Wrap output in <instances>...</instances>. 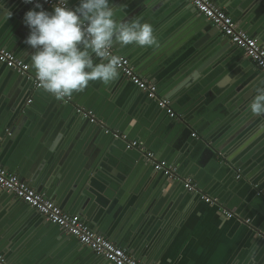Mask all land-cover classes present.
<instances>
[{
    "label": "crops",
    "instance_id": "1",
    "mask_svg": "<svg viewBox=\"0 0 264 264\" xmlns=\"http://www.w3.org/2000/svg\"><path fill=\"white\" fill-rule=\"evenodd\" d=\"M37 2L42 4L41 0L32 4L5 0L12 16L2 18L0 12V31L9 29V35L16 39L15 49L8 51L27 63L32 72L30 55L34 50L24 42L29 29L23 16ZM111 3L115 12L123 13L121 7H131L129 17L124 15L122 20L140 17L153 26L155 46H118L138 74L148 67L150 72L168 70L166 76L176 86V82L201 70L191 85L170 101V107L177 109H173L176 118L172 121L121 73L108 85L89 82L83 91L72 94L70 103L94 111L99 124L103 120L109 126L115 124L117 130L123 127V135L136 140L158 159L163 158L176 170V176L166 178L163 173L158 174L141 160L137 149L124 150L122 139L113 134L122 135L116 130L111 131L115 138L106 142L100 134L93 137L94 128L71 106L65 107L63 102L60 105L42 88L34 90L30 82L1 64L0 135L12 132L17 135L13 138L15 143L12 141L0 153V165L19 176L17 163L27 162L36 153L39 160L36 169H40L43 161L49 162L40 179L45 181L46 191L40 193L64 212L78 211L75 214L96 233L144 264H264V242L257 241L260 237L256 232L258 225L264 228V200H259L264 194L256 198L243 183L231 184V171L225 168L224 159L210 157L209 151L215 148L198 134L199 129H194L208 121L206 137L213 139L212 144L222 149L229 160L250 169L248 177L257 180L264 193V137L260 138L264 136V115H254L247 107L252 89L264 87V78L243 65L247 59L242 53L234 56L229 62L231 66L223 65L222 60L229 55L222 54L201 67L214 53L213 40L223 36L194 12L189 2L111 0ZM76 4L78 0H69L70 7ZM225 6L222 9L236 20L241 30L246 28L243 31L264 43L263 0H226ZM211 31L215 36L204 40ZM219 60L222 63H217ZM18 110L21 129L15 128L13 121ZM259 118L262 120L259 125L252 127ZM239 128L242 132L237 135L245 136L235 143L230 138ZM188 129L196 134L194 139ZM41 141L54 143V160H45L47 150L39 147ZM97 149L100 151L95 156ZM206 149L209 151L204 153ZM183 154L187 165L183 173H178ZM91 158L93 163L88 172L85 164ZM260 158L261 161H255ZM185 177L192 179L201 196L216 199L217 204L187 194ZM64 182L67 185L59 190ZM230 192L233 194L225 199ZM258 200L262 206L252 207ZM19 201L0 189V255L10 264H110ZM224 211L234 213L235 217L228 218Z\"/></svg>",
    "mask_w": 264,
    "mask_h": 264
},
{
    "label": "clouds",
    "instance_id": "2",
    "mask_svg": "<svg viewBox=\"0 0 264 264\" xmlns=\"http://www.w3.org/2000/svg\"><path fill=\"white\" fill-rule=\"evenodd\" d=\"M32 4L34 0H23ZM39 9V10H37ZM3 17L12 12L0 0ZM111 0H56L52 11L41 3L24 13L23 23L29 29L25 44L34 50L31 67L38 86L57 99L81 92L89 82L108 85L119 75L122 58L112 54L116 46L136 45L149 48L157 44L153 26L142 18L118 20ZM247 105L250 113L264 115V87L252 89Z\"/></svg>",
    "mask_w": 264,
    "mask_h": 264
},
{
    "label": "built area",
    "instance_id": "3",
    "mask_svg": "<svg viewBox=\"0 0 264 264\" xmlns=\"http://www.w3.org/2000/svg\"><path fill=\"white\" fill-rule=\"evenodd\" d=\"M187 1L201 16L216 27L224 38L240 49L244 56L248 58L257 69L264 73V46L259 43L257 39L241 30L234 22L233 18L213 0ZM41 2L46 7L53 8L56 0H41ZM112 54L117 55L114 49H112ZM120 57L122 58V63L119 72L127 77L138 90L146 93L148 100L157 102L160 108H166L170 118H176V114L170 107L169 102L158 97L156 86L145 78H141L135 72L128 58ZM0 64L4 65L7 69L17 72L23 77H27L32 82V88L34 90L41 89L35 79V73H30V66L16 57L13 53L8 50L0 49ZM61 100L63 103H70L71 98L67 97ZM30 102L31 100L28 101V103ZM76 113L85 119H89L92 124H99L92 111L76 108ZM113 134L117 137L119 136L117 132ZM119 137L123 141H126L128 148L137 149L142 153L146 161L153 165L154 171L163 173L166 177L176 176V170L172 166L166 161L158 159L154 153L145 150L136 140H127V136L123 134ZM192 137H196V134L192 133ZM235 178H240L239 173L236 174ZM183 184L184 188L190 193L200 195V191L192 179L186 178L183 180ZM0 189L6 193L13 194L15 198L43 216L47 222L56 225L67 235L75 238L79 244L89 248L94 254L103 257L110 264H144L104 236L96 233L80 216L64 212L53 201L46 198L42 193H39L36 189L23 181L18 175L9 172L1 165ZM201 199L209 204H217V200L209 196L202 195ZM224 213L228 218L235 217L234 213L228 211H224ZM246 223H249V220H246ZM0 264L10 263L4 256L0 255Z\"/></svg>",
    "mask_w": 264,
    "mask_h": 264
},
{
    "label": "water",
    "instance_id": "4",
    "mask_svg": "<svg viewBox=\"0 0 264 264\" xmlns=\"http://www.w3.org/2000/svg\"><path fill=\"white\" fill-rule=\"evenodd\" d=\"M5 1V0H4ZM182 1H184L185 3H187L188 4V1L187 0H182ZM264 1V0H263ZM215 2H217L220 6H221V8H226V6H225V3H226V0H215ZM42 5L44 6V7H46L43 3H42ZM124 5V4H123ZM191 5V4H190ZM47 9L46 10H48L49 12H51L52 11V8H48V7H46ZM117 9V8H116ZM120 9H122V12L123 13H120L119 11H117L116 12V19H118V20H122V18L124 17V15H126V16H128L129 17V15H130V11H131V7L130 6H128V7H121ZM192 9L194 10V12H197L196 11V9L192 6ZM262 10H264V9H262ZM115 11V10H114ZM236 17V16H235ZM202 21H204V23L206 24V21L204 20V19H201ZM235 22H236V20H234ZM213 26V25H212ZM3 28V27H2ZM216 28V27H215ZM246 28H243V30H245ZM1 30V29H0ZM216 30H218L217 28H216ZM215 31V30H214ZM214 31H211L208 35H206V37L204 38V40H208V39H210V38H212V36H213V34H214V36H215V33H214ZM11 34V33H10ZM14 34V33H13ZM17 36H18V34H17ZM252 36V35H251ZM253 37V36H252ZM20 42V41H19ZM18 42V43H19ZM259 43H261L263 46H264V43H262V42H260L259 41ZM16 45V39H14L13 37H11L10 35H9V29L7 30V29H5V30H3V31H0V49H4V50H11V51H13L15 48H14V45ZM212 48L214 49V53L211 55V57H208L206 60H204L203 61V64H202V62H201V64H202V68H204V67H206V66H208L214 59H216V58H218L220 55H222V54H225V55H229L227 58H225V59H223L222 61H223V65L225 66V65H227V66H231V65H229V62L230 61H232V59L234 58V56H236V55H238V53H242L243 54V52L240 50V49H238L236 46H234V45H231V43H229V41L227 40V39H225V38H223V37H217L216 39H214L213 40V42H212ZM114 50H115V52H116V54L117 55H119V56H122V57H125L123 54H122V52H120V50H119V47L118 46H116L115 48H113ZM228 50H233V52L232 51H228ZM244 55V54H243ZM247 60L245 61V64H243V65H246V66H250V68H252V71H254V72H256V74H259V75H261V77H263L264 78V73L262 72L261 73V71L259 70V69H257L253 64H251V61L248 59V58H246ZM218 62H221L220 60L219 61H217V63ZM222 63V62H221ZM2 65V64H1ZM4 66V65H3ZM5 67V66H4ZM150 67H148V69L146 70H143L141 73L139 72V74H138V71L136 70V68H135V72L141 77V78H145L146 80H148V81H150V82H152L155 86H156V89H157V95H158V97L159 98H161V99H163V100H165V101H168L169 102V104H170V101H172V100H174V98L176 97V96H178V94H179V91H183V89L186 87V86H188L189 84L191 85V82H192V80H194V79H196L197 78V76H198V73H199V71L201 70V68L200 69H198V72L197 73H194L192 76H190V77H188L186 80H182L181 82H176L175 83V85L176 86H173V84L174 83H170L169 82V79H168V76H166L168 73H170V71H168V70H164V71H161L160 73H157V72H155V71H153V72H150ZM12 73L15 75V76H17L18 78H23L25 81H28V82H30L31 84H32V82L27 78V77H22L20 74H18L17 72H14V71H12ZM30 73H32V71L30 72ZM171 74H173V73H171ZM127 78V77H126ZM128 79V78H127ZM128 81L130 82V84L131 85H133L132 84V82L128 79ZM134 86V85H133ZM135 87V86H134ZM38 90H42V89H38ZM37 90V91H38ZM141 94H143L142 96H144V98L147 100V94L146 93H141ZM51 95V94H50ZM52 96V95H51ZM55 100H57V102L61 105V103H62V100L61 99H57V98H55L54 96H52ZM151 103H152V106H154L157 110H160L161 112H162V114H166L168 117H169V115L167 114V110H166V108H160L159 106H158V104H157V102H155V101H151ZM64 104V106L65 107H68V106H71L72 107V109L74 110V112L76 113V107H77V104L75 103H63ZM170 106H171V104H170ZM69 108V107H68ZM173 109L174 110H177L175 107H173ZM20 111L18 110V112L16 113V115L14 116V119H13V121H14V123H15V128H17L18 126H19V129H21V127H20V125H21V119L22 118H20V113H19ZM93 113H94V111H93ZM180 113V112H179ZM78 115V114H77ZM78 116H80L81 117V115H78ZM97 116V115H96ZM215 116L217 117V114H215ZM98 117V116H97ZM81 118H83V117H81ZM99 118V117H98ZM170 118V117H169ZM168 119V118H167ZM170 121H172L173 119L172 118H170L169 119ZM168 120V121H169ZM209 120H211V119H209ZM255 122H253V125H251L252 127L253 126H255V127H257L258 125H259V122L260 121H262V120H260V118L259 119H256V120H254ZM86 122L87 123H89L90 125H91V127H93L94 128V130H95V133L93 134V137H98V135L100 134L101 136H102V139L106 142V141H108V139H111V138H115V136L112 134V132L111 131H113V130H116V131H118L120 134H122V132L124 131L123 130V127L122 128H120L119 130H117V129H115L114 127H115V124L114 125H107L106 124V122L105 121H103L102 120V125L101 124H92V123H90V120L89 119H86ZM128 122V121H127ZM202 123H204V122H202ZM201 123V125L199 126V125H197L196 126V128H194V126H192V128H194V129H199L200 130V132H198V134L200 135V136H202L205 140H206V143L208 142V143H210L215 149H214V151L212 152L211 150L209 151V150H205L204 151V153H206V152H210V157H215V156H218V157H222L224 160H223V164L225 165V168L226 169H229L230 171H231V179H230V182H231V184H235V186H238V184H244L245 186H246V188L247 189H249V190H251L252 192H251V194L250 195H255L256 196V198H259V197H261L264 193H263V190H262V187L260 186V184H258V182H257V180H254L253 178L252 179H250V177H248L249 175H248V173H250V169H245V167L243 166H240L239 164H236L237 162H234V161H231V160H229L228 159V157L226 156V153L222 150V149H219V148H217L215 145H213L212 143H214V140L213 139H211V138H207L206 136H207V131L205 130V128L210 124L208 121H205V123L204 124H202ZM245 126H247V125H245ZM251 127V128H252ZM254 127V128H255ZM242 128H239L236 132V134H232V136H231V138H230V140H234V142L236 143L237 141H239L240 140V138L242 137H244L245 136V134H241V135H237V134H239L240 133V131L242 132V130H241ZM247 129V128H246ZM18 131V130H17ZM187 132L188 133H190L191 134V136H192V132H191V130H187ZM239 132V133H238ZM2 133V132H1ZM0 133V134H1ZM13 133V132H12ZM12 133H10V134H8V135H5V133H3L2 135H0V137H1V140H0V153L2 152V150H6V148H7V145L8 146H11L12 145V141H14V143H15V140L13 139V138H15L16 137V135H17V132L16 133H14V134H12ZM236 136H239V139H236ZM264 136H260V138H263ZM118 138H119V136H118ZM195 137H193V139H194ZM121 138H119L118 140H120ZM127 140H132L131 138H128L127 137ZM120 141H122L123 142V147H124V150H126V151H129V150H136V149H131V148H128L127 147V143H126V141H123V140H120ZM97 143V142H96ZM95 143V144H96ZM242 143V142H241ZM257 143V141L255 142V144ZM98 144V143H97ZM254 144V145H255ZM50 143H46L45 141H41V143H40V146L39 147H42V149H46L47 151H46V153H45V155H46V157H45V160H47V159H50L51 161L52 160H54V158L56 157V147H54V143L52 144V145H50ZM100 147H101V144L99 145ZM96 148H99V147H94L93 146V149H96ZM39 150H40V148H38ZM249 149V148H248ZM9 150L11 151V149L9 148ZM100 151V149H97L96 151H95V156H96V154L98 153ZM137 152H138V154L140 155V157H141V160L143 161V162H147L146 161V158H145V156L142 154V153H140L138 150H137ZM33 156L27 161V162H20V164L19 163H17V165H16V167H17V169L19 170L18 172H19V177L23 180V181H25L26 183H28V184H30L32 187H34L35 189H37V191L40 193V192H42V193H44V191H46L45 190V187H46V183H45V181L44 182H42L40 179H42V176H41V174H42V172L45 170V165H47V163H49V162H46V161H43L42 162V164L40 165V169L38 170V169H36V167H35V165H37L38 164V162H39V160H37L35 157H36V153H33L32 154ZM182 157H183V159H180V162H179V166H177L178 167V173H183V171L185 170V166L187 165V160H186V157L184 156V154L182 155ZM43 159V158H42ZM160 160H163V158H160ZM184 160H186V161H184ZM251 159H249V161H250ZM253 160V159H252ZM257 160H262L261 158L260 159H256L255 161H257ZM33 161H35L34 162V165L33 164H31V162H33ZM96 161V160H95ZM199 162L200 161H198V164H199ZM93 163V158H91V160L89 159L88 161H86V164H85V167H86V169H87V171L89 172V170H90V166H91V164ZM148 163V162H147ZM152 168H153V165L152 164H150V163H148ZM33 165V166H32ZM2 166V165H1ZM176 166V165H175ZM202 166V165H201ZM203 167V166H202ZM154 169V168H153ZM83 172H84V170H83ZM87 172V173H88ZM237 172L239 173V175H240V178L239 179H236L235 177H236V174H237ZM200 173V176H202L201 175V173L202 172H199ZM158 174H162V173H158ZM182 177H184V176H182ZM166 178H168V177H166ZM186 178V177H185ZM198 179V178H197ZM236 179V180H235ZM250 179V180H249ZM67 182V181H66ZM66 182H64V184L63 185H61V188L59 189V190H61V189H63L67 184H66ZM202 182L203 183H205L204 182V180H202ZM179 183V182H178ZM182 185V184H181ZM200 188H201V186H200ZM47 189V188H46ZM185 191H186V193L187 194H190L192 197H194V198H198V199H200V197H201V195H196V194H193V193H189L186 189H184ZM201 190V189H200ZM48 193V192H47ZM9 194V193H8ZM58 194H60V191L58 192ZM231 194H233L232 192H230V193H227V195L225 196V199H227V198H229V196L231 195ZM262 194V195H261ZM48 195V194H47ZM11 196H14L13 194H11ZM239 196H241V194L239 195ZM242 197V196H241ZM255 198V199H256ZM259 200H264V198L262 199V198H259ZM259 200L257 201V202H253L251 205H252V207H261L262 206V203H260L259 202ZM25 208H30L28 205H26L25 203H23L22 201H19ZM224 202V201H223ZM238 203V202H237ZM244 204V206L246 205V203L244 202L243 203ZM250 204V203H249ZM32 209V208H31ZM231 211H232V209H231ZM78 212V211H77ZM77 212H73V213H71V214H74V215H76L75 213H77ZM235 212V211H234ZM43 217V216H42ZM44 218V217H43ZM45 219V218H44ZM264 224V223H263ZM261 225H262V223H261ZM53 226H55V227H57L56 225H53ZM259 226V225H258ZM258 226H257V228H256V232H257V234H258V236L260 237L257 241L258 242H264V228L262 229V228H258ZM264 227V226H263ZM57 228H59V227H57ZM71 238H73V237H71ZM73 239H75V238H73ZM85 248V250H88V251H91L89 248H87V247H84ZM96 255V254H95ZM96 256H98V255H96ZM101 257V256H100ZM23 264H27L26 262H22Z\"/></svg>",
    "mask_w": 264,
    "mask_h": 264
}]
</instances>
